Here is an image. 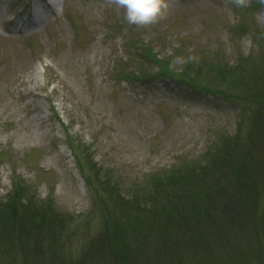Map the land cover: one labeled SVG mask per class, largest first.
Listing matches in <instances>:
<instances>
[{
  "label": "rangeland",
  "instance_id": "374dc122",
  "mask_svg": "<svg viewBox=\"0 0 264 264\" xmlns=\"http://www.w3.org/2000/svg\"><path fill=\"white\" fill-rule=\"evenodd\" d=\"M28 1L0 0V264H264V0H164L147 25L114 0H47L23 39L8 28ZM227 142L231 183L255 176L240 217L200 241L143 226L155 186Z\"/></svg>",
  "mask_w": 264,
  "mask_h": 264
},
{
  "label": "trees",
  "instance_id": "16d2710c",
  "mask_svg": "<svg viewBox=\"0 0 264 264\" xmlns=\"http://www.w3.org/2000/svg\"><path fill=\"white\" fill-rule=\"evenodd\" d=\"M144 53L147 56L151 54L150 51L148 52L145 49ZM165 58L169 59L170 56H165ZM162 61L161 59L155 61L156 75L169 77L180 83L190 84L188 81L172 76L162 65L164 62ZM190 64L186 66V70ZM136 70L140 73V75L133 74L137 79H144L151 75L143 69V66L136 68ZM224 143L223 145L221 144L222 149L218 150L204 169L195 168L196 165H193L190 168L180 170L176 176L170 177L166 185L155 184L154 194H152L153 196L151 195V199H148V201L150 200L152 210L147 219H143V226H150L151 230H156L158 235L163 237V234L166 233L170 225L174 228L178 225L181 227L178 230L179 232L186 233L185 229H188V232L190 230L196 231L198 236L197 241H200V237L204 234L203 229L205 231L210 224L214 227L212 223H217L216 214L226 217L232 212L235 219L240 217L241 211L245 207L243 197L246 191V180L249 177L251 180L255 176L252 174V176L247 177L244 171H236V174L233 175L235 178L234 183H231V177H228L229 173L224 169V165L231 159L230 152L226 151V148L230 146V142ZM249 172H251V169L247 173L249 174ZM156 177V179H161L158 176ZM225 177L228 178L222 181ZM117 182L114 183L116 186ZM157 182L158 184L160 183L159 181ZM202 184H206L205 188H201ZM210 185L212 186L210 187ZM134 195L131 194V196ZM186 235V239L188 240L189 235ZM182 237L178 236V243L185 242L186 239L183 240Z\"/></svg>",
  "mask_w": 264,
  "mask_h": 264
},
{
  "label": "clouds",
  "instance_id": "9594fccd",
  "mask_svg": "<svg viewBox=\"0 0 264 264\" xmlns=\"http://www.w3.org/2000/svg\"><path fill=\"white\" fill-rule=\"evenodd\" d=\"M125 10V19L129 24L147 25L161 18L166 4L164 0H114Z\"/></svg>",
  "mask_w": 264,
  "mask_h": 264
}]
</instances>
